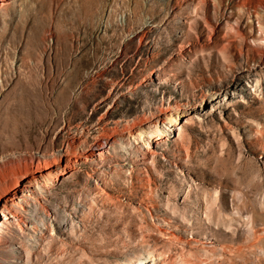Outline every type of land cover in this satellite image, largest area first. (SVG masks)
<instances>
[{
  "label": "rangeland",
  "instance_id": "374dc122",
  "mask_svg": "<svg viewBox=\"0 0 264 264\" xmlns=\"http://www.w3.org/2000/svg\"><path fill=\"white\" fill-rule=\"evenodd\" d=\"M107 132L0 217V264H264V0L2 4L0 165Z\"/></svg>",
  "mask_w": 264,
  "mask_h": 264
},
{
  "label": "bare ground",
  "instance_id": "6f19581e",
  "mask_svg": "<svg viewBox=\"0 0 264 264\" xmlns=\"http://www.w3.org/2000/svg\"><path fill=\"white\" fill-rule=\"evenodd\" d=\"M5 2H8V0H0V6ZM178 113L180 114V112ZM111 134L113 133L107 132L104 135L102 134L103 136L100 137L99 141L93 143V149H81L79 144L82 142V137H73L68 142L67 148L58 151L52 157L44 158V161L32 156L29 160L25 158L21 161H13L0 165V181L6 179L9 181L8 188L0 189V217L5 222L10 221L9 217L15 219L13 215H15L16 210L12 207L23 208L21 204L23 202L22 198L29 191V187L33 183L38 182L39 179L52 180L55 176L57 177L60 174L71 171V164L76 159L83 158V160H88V158L92 157L94 150L97 152L101 144L112 141Z\"/></svg>",
  "mask_w": 264,
  "mask_h": 264
}]
</instances>
